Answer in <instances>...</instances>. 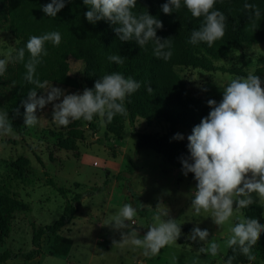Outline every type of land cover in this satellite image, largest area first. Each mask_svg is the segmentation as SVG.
I'll use <instances>...</instances> for the list:
<instances>
[{
    "label": "rangeland",
    "instance_id": "374dc122",
    "mask_svg": "<svg viewBox=\"0 0 264 264\" xmlns=\"http://www.w3.org/2000/svg\"><path fill=\"white\" fill-rule=\"evenodd\" d=\"M17 44L6 24L0 22V57L9 52L13 55ZM67 61L69 75L79 86H48L67 93L82 92L83 62L72 57ZM242 61L243 72L261 68L264 79V43L232 46L224 56L213 60L217 68L213 71L181 66L174 71L189 94L207 104L208 99H222V88L239 76L226 70L239 68ZM43 91L38 89L37 95H46ZM52 112L50 102L36 110V126L23 125L19 132L12 129L9 134H0V195L25 206L6 218V230H0V254L6 250L29 251L33 225L52 224L62 215L65 199L71 200L77 193L82 195L81 202L74 217L56 234L42 236L37 257L0 264H224L229 225H215L210 212L195 213L191 197L196 183L153 150L135 149V133L164 134L169 131L164 120L137 118L133 125L125 121L110 132L102 118L95 116L90 121L95 133L83 125L82 136L73 140L67 136L68 125L58 126L52 121ZM191 130L175 127L172 133H181L187 140ZM47 179L64 189L65 198L48 185ZM125 202L145 205L138 209L132 226L141 238L149 224L156 222L154 211L161 202L160 206L169 209L170 216L181 224L177 241L151 256L144 255L140 247L113 244L120 239L119 231L100 222ZM258 204L264 222V203ZM235 211L242 214L239 209ZM193 226L208 229L209 239L220 244L217 256L198 252L203 242L189 239Z\"/></svg>",
    "mask_w": 264,
    "mask_h": 264
},
{
    "label": "clouds",
    "instance_id": "9594fccd",
    "mask_svg": "<svg viewBox=\"0 0 264 264\" xmlns=\"http://www.w3.org/2000/svg\"><path fill=\"white\" fill-rule=\"evenodd\" d=\"M68 0H49L42 6L47 17H56ZM217 0H165L161 11L170 14L183 5L193 17H202L199 28L194 29L189 43L206 42L209 47L223 37L226 17L215 8ZM87 6L85 19L95 25L100 20L111 23L113 31L121 41H135L143 47L149 41L153 44V55L168 60L172 55L171 40L157 36L162 21L148 11L136 13L137 0H82ZM245 9H251L255 17L261 16L255 4L245 2ZM45 42L58 46L61 34L49 31L41 35H31L23 47L0 57V75L6 71L10 60L23 61L26 72L24 79L35 85L27 92V98L21 101L23 106V124L36 126L37 109L52 103V121L58 126H67L71 121H92L94 115L102 118V123L111 122L117 114H126L125 99L140 88V82L120 72L105 73L94 81L92 88L85 87L82 92L67 93L47 81H41L36 67L47 55ZM25 50L28 58L25 60ZM110 62L122 64L124 58L118 54L107 56ZM264 79L254 72L246 76L232 78L222 88V99L217 102L208 99L210 111L206 117L193 126L187 136L189 156L181 158L182 173L193 174L196 181L191 205L195 213L210 212L217 226L229 225L224 247L231 246L253 258L251 246L264 233V222L256 216L239 214L235 209L252 202L255 192L258 202L264 203ZM37 89H44L46 95H37ZM147 91H152L150 85ZM62 97V99H61ZM58 101V102H56ZM20 115L19 107L14 109ZM12 132L9 113L0 111V134ZM172 139H184L183 134L174 133ZM235 203V207L233 206ZM158 202L154 211L153 224L142 238L137 235L134 217L145 205L125 202L114 212L109 213L100 222L120 233V239L113 244L140 247L144 255H156L166 245L177 241L181 234V224L169 214V209ZM189 239L203 242L198 252L217 256L220 244L209 239L207 228L193 226ZM232 255L224 259V264H232Z\"/></svg>",
    "mask_w": 264,
    "mask_h": 264
},
{
    "label": "trees",
    "instance_id": "16d2710c",
    "mask_svg": "<svg viewBox=\"0 0 264 264\" xmlns=\"http://www.w3.org/2000/svg\"><path fill=\"white\" fill-rule=\"evenodd\" d=\"M48 2L49 0H0V22L6 24V29L18 40L15 49L23 47L31 35H41L49 31H58L61 34L58 46L45 42L47 55L37 65L35 75L41 81L77 87L79 85L69 75L67 59L72 57L83 62L82 89L92 88L96 79L111 72H120L125 77L131 76L138 80L140 88L125 99L126 114H117L111 122H104V125L108 131L115 132L119 124L127 121L133 125L137 118L164 120L169 126V131L164 134L136 132L135 149H151L181 172V158L189 156L186 147L188 141L172 139V130L175 127L193 128L202 117L207 116L210 106L189 94L186 84L175 73L174 68L181 66L213 71L217 69L213 60L224 56L232 46L264 43V0H217L214 7L226 17L225 31L223 37L211 47L206 42L189 43V37L194 29L199 28L202 17H193L183 5L180 9L165 14L161 11L165 0H137L134 9L136 13L148 11L162 21V27L157 29V36L171 40L172 55L168 60L153 55L151 41L140 47L134 40H119L113 31L114 26L106 20H100L95 25L89 23L84 17L87 6L82 0H68L54 18L47 17L42 11V6ZM245 2L255 4L260 9L261 16L255 17L251 9H245ZM110 54L122 56L124 62L119 65L110 62L107 59ZM12 56H15V51ZM27 58L28 52L25 50V60ZM244 64L242 61L239 68L226 71L246 76L242 71ZM25 72L24 62L13 59L7 64L5 73L0 75V111L9 113L15 132H19L24 125L21 101L27 98L28 90L35 87L24 79ZM254 73L261 77V68ZM148 85L152 88L150 92L146 90ZM17 107L20 115L14 114ZM83 125L89 126L95 133L90 121L74 120L67 126V136L73 140L80 138ZM186 177L196 183L192 173H188ZM47 182L65 198L63 188L57 187L51 179H47ZM250 195L253 196L252 202L239 206L238 209L244 215H254L260 219L256 194L252 192ZM81 199L80 193L75 194L71 200L65 199L60 218L49 225L32 226V248L29 251L13 253L6 250L0 254V263L16 259L30 261L37 257L42 236L56 234L69 222L76 214ZM24 207L7 195H0V230H6L5 220L13 211ZM251 251L253 258L249 259L238 247L234 251L229 246L223 262L231 254L232 264H261L260 261H264V233H261L251 246Z\"/></svg>",
    "mask_w": 264,
    "mask_h": 264
}]
</instances>
